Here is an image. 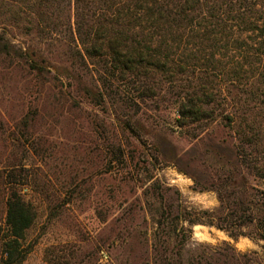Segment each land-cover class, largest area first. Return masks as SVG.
Returning <instances> with one entry per match:
<instances>
[{"label": "rangeland", "instance_id": "rangeland-1", "mask_svg": "<svg viewBox=\"0 0 264 264\" xmlns=\"http://www.w3.org/2000/svg\"><path fill=\"white\" fill-rule=\"evenodd\" d=\"M10 2L0 0V264L9 172L34 212L20 264H147L160 207L169 222L178 215L179 239L168 247L182 248L184 259L204 254L230 264L234 252H256L251 258L264 263V229L245 225L234 239L205 224L204 212L219 214V177L239 168L218 120L195 139L171 131L176 89L167 76L151 80L155 89L136 108L128 100L139 91L118 76L103 82L98 65L71 68L66 43L36 32L31 4ZM204 46L193 55L198 66L207 63ZM36 56L48 64L38 74L27 61ZM213 75L197 69L192 77L214 89ZM117 143L126 163L111 162ZM242 175L247 191L263 198L264 178Z\"/></svg>", "mask_w": 264, "mask_h": 264}, {"label": "trees", "instance_id": "trees-1", "mask_svg": "<svg viewBox=\"0 0 264 264\" xmlns=\"http://www.w3.org/2000/svg\"><path fill=\"white\" fill-rule=\"evenodd\" d=\"M13 2L31 4L28 15L33 17L38 35L48 34L66 43L71 68L85 70L88 63L98 65L105 75L103 82L118 76L127 89L139 91L136 99L128 100L136 108L155 89L151 80L156 75L167 76V84H173L177 91L172 97L175 115L168 125L171 131L195 139L210 122L218 120L230 135L239 168L219 177V214L204 212L205 224L226 231L234 239L242 235V226H252L256 233L264 229V197L257 199L250 194L242 175L244 170L264 178V0ZM190 38L195 41L191 46ZM197 45H203L208 52L205 65L198 66L192 60ZM27 61L35 74L47 70L44 58L36 56ZM197 69L214 74L218 79L214 89L208 86L209 81H193ZM110 153L111 162L126 163L121 143ZM4 179L7 235L2 243V263L20 264L28 252L22 248V241L33 223L34 212L24 198L22 183L10 172ZM162 209L153 220V255L147 264H219L210 255L184 259L182 248L173 244L170 249L169 244L179 239L178 215L172 217L171 223L169 211ZM255 255L256 252H234L227 259L232 261L230 264H260L251 258Z\"/></svg>", "mask_w": 264, "mask_h": 264}]
</instances>
